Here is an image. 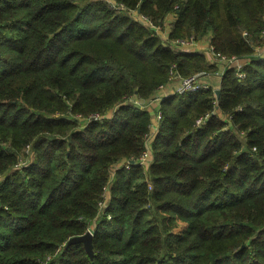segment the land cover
Returning a JSON list of instances; mask_svg holds the SVG:
<instances>
[{
  "label": "trees",
  "instance_id": "trees-1",
  "mask_svg": "<svg viewBox=\"0 0 264 264\" xmlns=\"http://www.w3.org/2000/svg\"><path fill=\"white\" fill-rule=\"evenodd\" d=\"M134 14L247 59L218 97L161 99L146 170L121 165L155 114L130 98H153L171 64L216 66ZM263 29L264 0H0V264H264ZM88 230L92 258L67 242Z\"/></svg>",
  "mask_w": 264,
  "mask_h": 264
},
{
  "label": "built area",
  "instance_id": "built-area-1",
  "mask_svg": "<svg viewBox=\"0 0 264 264\" xmlns=\"http://www.w3.org/2000/svg\"><path fill=\"white\" fill-rule=\"evenodd\" d=\"M133 17L139 21L141 24H143L146 27H149L150 29H154V32L156 33L158 31V27L154 26L152 24V22H150L149 18H147L144 15H136L134 14ZM246 33V32H245ZM164 33H161L159 36L163 42L164 45H168L170 46L172 49L174 50H180V51H199V50H203L205 53L210 54L213 58L212 63H219V56H223L221 55L220 52H216L214 50V47L210 44L202 46L200 44V42L203 41H208V39L206 37L203 38H199V40H195L192 37H190L189 39H173L170 40L168 38V34L166 32V35H163ZM260 34L262 36H264V29L260 31ZM162 37L164 39H162ZM264 38V37H263ZM199 49V50H198ZM209 52V53H208ZM253 54L254 55H258V56H264V45H261V47L256 46L253 49ZM247 59L244 58L243 61H241L240 58L236 57V56H230V58H223V60L221 61V65H220V74L222 75L223 71L225 68L235 65V67H237V69L240 68L241 63L245 62ZM175 71V65L171 64L169 67V77H168V82L170 81H175L177 83V86L174 87V89L172 90V92H177V93H183L185 91H193V90H198V89H212L214 91V88L212 87V85L201 79L200 76H202L203 72H201L199 74V76L196 75H192L189 77H184V76H180L177 73H174ZM238 75L240 76V69L239 71H237ZM164 86L161 85L159 86V89L162 88ZM171 92V93H172ZM170 94V93H169ZM164 96L161 94H155V96L151 99H153V102L157 101V100H161ZM216 103V101H214V104ZM154 104V103H152ZM159 105L155 108V114L151 120V125H150V130H149V135L147 136V139L145 140V146L144 149L137 155L134 157H130L129 159L126 158L123 160V162H121V165L125 168H128L132 165H140L144 168V170L147 169V167L149 166L151 160H152V156H151V150H150V142L152 137H154V133L156 131L158 122L161 118V111L159 109ZM240 109V107H239ZM108 116V113L107 115ZM209 116V112L199 116L198 118H196L195 122H194V126H199L201 125L206 118ZM105 117L104 114H99V113H93L91 114L88 119H92V120H98ZM29 145L26 146L27 150L26 153H28L29 151ZM24 164V159H19L18 162H16V164L14 165L15 168H19L21 165ZM108 198V190L105 188L104 190V194H103V200L101 199L98 203L99 206V210H102L103 208H105L106 206V200ZM90 232V234H92V232L90 230H88Z\"/></svg>",
  "mask_w": 264,
  "mask_h": 264
},
{
  "label": "crops",
  "instance_id": "crops-1",
  "mask_svg": "<svg viewBox=\"0 0 264 264\" xmlns=\"http://www.w3.org/2000/svg\"><path fill=\"white\" fill-rule=\"evenodd\" d=\"M170 19H171L170 15H168L166 17L165 22H164L163 25H165L167 22H169ZM168 29H169V27H168ZM168 29H167V31H168ZM263 45H264V43H263ZM205 56H206V58L208 60H211L209 63H212V61H213L212 56L210 54H207V53L205 54ZM212 64H214L216 66V70L214 72H211V73L206 72L205 75L201 76V79L209 82L212 85V87L214 89H216V88L219 87V83H220V79H221L220 66H218V64H216L214 62ZM175 86H177L176 82H175V85H173V83H167L165 86H163L162 88H160L158 90L157 94H161L163 96H166V95H168L169 93L172 92V90L174 89ZM130 101L134 102L135 104H137V105H139L141 107H144V108L148 107V104H146L147 102H145L146 99L139 98L137 96H132L130 98ZM153 103H154V110H155V108L158 106V104H157V101H155Z\"/></svg>",
  "mask_w": 264,
  "mask_h": 264
},
{
  "label": "rangeland",
  "instance_id": "rangeland-1",
  "mask_svg": "<svg viewBox=\"0 0 264 264\" xmlns=\"http://www.w3.org/2000/svg\"><path fill=\"white\" fill-rule=\"evenodd\" d=\"M111 4H113L112 2H110ZM150 20V19H149ZM150 22H151V20H150ZM153 24V23H152ZM154 26H156V27H158V31L155 33L157 36L158 35H160L161 33H164L163 35H166V31H167V29H168V27H169V23L167 22L165 25H163V26H161V25H155V24H153ZM153 31H154V29H153ZM169 33V29H168V31H167V34ZM243 33V36L244 37H249V33L248 34H246L244 31L242 32ZM259 36H260V38H261V42L260 43H258V44H255L254 46H253V49L256 47V46H259V47H261V45H263V43H264V36H262L261 34H259ZM190 37H192L193 39H195V40H199V37L200 36H198V37H195V36H193V35H190V36H188V37H186V38H180V39H189ZM162 39H164L163 37H162ZM163 43V42H162ZM200 44L202 45V46H205V45H208V44H210V45H212L210 42L208 43L207 41H203V42H200ZM199 50V49H198ZM199 51H201V52H203L204 53V55L206 54L203 50H199ZM209 53V52H208ZM221 55H223V56H219V58H220V60H219V63L217 62V64H218V66H220L221 65V61L223 60V58L225 59V58H230V56H226V55H224V54H221ZM207 59V58H206ZM207 61L208 62H210L211 60H208L207 59ZM175 68H176V66H175ZM221 69V68H220ZM201 72H203V74L202 75H205L206 74V72H204V71H199V72H196V73H193V74H191V75H189V76H192V75H196V76H199V74L201 73ZM208 73H211V72H208ZM241 73V72H240ZM189 76H185V77H189ZM240 76H242V73H241V75ZM201 77V76H200ZM167 83H173V85H175V81H170V82H167ZM166 83V84H167ZM165 84V85H166ZM164 85V86H165ZM160 101L161 100H157V104L159 105L160 104ZM145 102H147L146 104H152L153 103V99H151V98H148V99H146V101ZM159 109H160V107H159ZM160 111H161V109H160ZM93 113H97V112H90L88 115H87V117L86 118H88L91 114H93ZM107 115V114H106ZM77 117H78V115H77ZM80 117V116H79ZM26 150H27V148L25 147V152H26Z\"/></svg>",
  "mask_w": 264,
  "mask_h": 264
},
{
  "label": "water",
  "instance_id": "water-1",
  "mask_svg": "<svg viewBox=\"0 0 264 264\" xmlns=\"http://www.w3.org/2000/svg\"><path fill=\"white\" fill-rule=\"evenodd\" d=\"M214 94L216 97L220 94V88L214 89ZM92 234H90L89 231H86L85 233L77 236H73L68 239V243H76V242H82L83 246L88 253L89 257L92 258L93 256V249H92V243H91Z\"/></svg>",
  "mask_w": 264,
  "mask_h": 264
}]
</instances>
